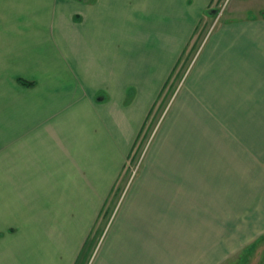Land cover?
Returning a JSON list of instances; mask_svg holds the SVG:
<instances>
[{
	"label": "crops",
	"instance_id": "obj_1",
	"mask_svg": "<svg viewBox=\"0 0 264 264\" xmlns=\"http://www.w3.org/2000/svg\"><path fill=\"white\" fill-rule=\"evenodd\" d=\"M11 1L0 14V231L19 228L0 245L23 262L75 264L84 236L61 223L59 205H75L76 178L88 184L106 162L121 161L143 125L139 107L124 121L123 109L105 106L124 88L150 90L155 76L169 74L197 21L214 15L206 12L212 0H96L82 9L81 26L64 25L52 0ZM223 21L195 63V78L201 90L210 81L223 106L243 96L264 123V0H229ZM77 99L97 106L106 134L78 131L76 115L86 119L87 109L77 114ZM155 220L118 228L100 264L146 262L149 241L164 235L151 230Z\"/></svg>",
	"mask_w": 264,
	"mask_h": 264
},
{
	"label": "rangeland",
	"instance_id": "obj_2",
	"mask_svg": "<svg viewBox=\"0 0 264 264\" xmlns=\"http://www.w3.org/2000/svg\"><path fill=\"white\" fill-rule=\"evenodd\" d=\"M4 2L12 1L0 0V14ZM97 2L52 0V8L64 11L65 18L60 19L64 25L81 26L82 9ZM228 4L229 0L209 3L207 14L217 15L197 21L171 72L155 76L150 90L134 83L136 89L124 88L105 106L123 109V120L135 116L139 107L143 125L121 161L106 162L88 184L85 177L76 178L75 205H59L61 223L68 221L79 233L77 239H87L83 250V242L76 248L75 264H100L105 248L114 245L118 228L121 234L131 220H150L152 215L159 227L151 230L163 229L164 235L149 241L152 250L150 245L146 248L148 260L142 264H264L263 116L254 113L259 108L248 106L243 96H235L233 106H223L224 99L212 92L211 82L201 90L203 83L194 72L213 29L224 22ZM81 101L77 114L83 108L87 112L86 119L76 115L78 131L94 128L106 134L97 106ZM17 228L0 231V239L17 233ZM7 254L0 245V264H9V258L31 264L29 257L23 262Z\"/></svg>",
	"mask_w": 264,
	"mask_h": 264
},
{
	"label": "water",
	"instance_id": "obj_3",
	"mask_svg": "<svg viewBox=\"0 0 264 264\" xmlns=\"http://www.w3.org/2000/svg\"><path fill=\"white\" fill-rule=\"evenodd\" d=\"M211 13H212V14H216L215 11H212Z\"/></svg>",
	"mask_w": 264,
	"mask_h": 264
},
{
	"label": "flooded vegetation",
	"instance_id": "obj_4",
	"mask_svg": "<svg viewBox=\"0 0 264 264\" xmlns=\"http://www.w3.org/2000/svg\"><path fill=\"white\" fill-rule=\"evenodd\" d=\"M217 15V14H216Z\"/></svg>",
	"mask_w": 264,
	"mask_h": 264
}]
</instances>
